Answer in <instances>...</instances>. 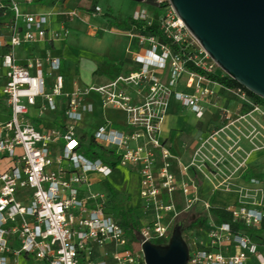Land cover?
Masks as SVG:
<instances>
[{
  "label": "built area",
  "instance_id": "built-area-1",
  "mask_svg": "<svg viewBox=\"0 0 264 264\" xmlns=\"http://www.w3.org/2000/svg\"><path fill=\"white\" fill-rule=\"evenodd\" d=\"M8 1L0 2V11L13 15L0 33V163L8 161L0 170V264H145L141 243H167V219L176 221L198 200L193 176L198 165L184 162L162 138L161 124L173 101L201 117L200 103L215 93L210 86L223 88L188 65L212 74L215 64L204 62L209 59L204 51L200 59L187 53L191 35L170 5L158 19L168 42L136 28L153 22L152 13L141 9L130 18L135 34L129 36L139 43L131 52L135 69L105 84L67 91L60 59L30 54L20 63L15 52L65 40L67 30L51 31L45 15L24 13L17 2ZM101 12L95 7V13ZM182 83L191 94L177 88ZM223 90L248 97L241 88ZM91 96L96 103H87ZM98 108L121 114L125 123L115 128L105 122L90 135L81 134L80 125ZM255 110L264 114L262 107ZM44 115L60 121L46 127ZM117 167L139 178L146 221L140 222L134 250L127 249L130 239L111 195L87 192L89 175L108 179ZM257 182L264 187V179ZM178 196L186 201L183 210L176 205ZM224 209L231 222L210 220L203 241L185 235L187 264H264V197Z\"/></svg>",
  "mask_w": 264,
  "mask_h": 264
},
{
  "label": "rangeland",
  "instance_id": "rangeland-1",
  "mask_svg": "<svg viewBox=\"0 0 264 264\" xmlns=\"http://www.w3.org/2000/svg\"><path fill=\"white\" fill-rule=\"evenodd\" d=\"M95 2L102 11L100 17H93L91 20L92 25L97 27L96 31L91 35L85 31L79 33L67 31L68 35L62 43L64 49L60 56L66 63V75L71 89H75L72 84L74 81H76L75 85L81 88L95 83L101 84L95 72L102 61L123 63L122 67L126 71L135 69V65L130 61L131 52L139 47V43L129 36V34H135V30L125 32L112 26L114 21L130 19L135 11L144 9L153 13L154 10L145 4L128 0H96ZM167 3L168 0H163L162 9L167 7ZM5 25V22L0 21V33L5 29ZM187 42L189 43L187 53H194L199 59L204 56L203 50L192 36L187 37ZM204 62L209 64L212 60L209 58ZM221 72L215 65L214 73L221 74ZM177 88L191 94V90L185 89L183 83ZM210 88H213L215 93L204 97L200 103L201 117L197 118L189 107H181L177 104L178 106H174L175 109L168 111V116L162 124L161 134L163 139L168 138L169 131L172 130L169 140L173 139L172 149L178 155H183L184 162L195 160L198 165V173L193 175L198 184V200L187 211L181 212L176 221L167 219V222H171L169 230L172 231L177 221H183L189 225L206 217L207 222L202 228L184 231V237L185 235L193 236L197 242L203 241L211 228L210 220L215 221L207 215L210 206L218 205V201L223 200V203L217 207L226 208L234 206L238 201L253 202L264 197V187L257 182L264 179V114L261 110H255L256 107L262 106L257 105L250 97L242 100L226 90L217 91L218 88L213 86ZM86 101L87 103L97 102L93 96ZM104 115L113 121L123 120L121 114L111 110L105 111ZM53 116L44 115L41 118L43 125L51 128L54 123L57 124L60 120L56 119L58 122H53L55 119ZM97 121L96 115L90 114L87 116V122L80 125V129L88 134L93 133ZM182 131L186 133H181ZM80 133L85 132L80 131ZM7 163V160L2 161L0 170L5 169ZM117 169V172L108 179L96 177V182L92 183L89 177L91 186L87 192L109 193V188L115 185V180L122 173L127 172L128 182L125 188L122 190L113 188L120 195L129 198L126 207L135 209L140 222H145L137 174H129L130 171L122 167ZM192 170L195 171V169ZM219 193L226 195L227 199H220ZM175 200L180 209L187 207L183 197L178 196ZM137 244V238L130 239L127 249L134 250ZM138 251H141L140 246Z\"/></svg>",
  "mask_w": 264,
  "mask_h": 264
},
{
  "label": "water",
  "instance_id": "water-1",
  "mask_svg": "<svg viewBox=\"0 0 264 264\" xmlns=\"http://www.w3.org/2000/svg\"><path fill=\"white\" fill-rule=\"evenodd\" d=\"M158 8L157 0H128ZM175 15L212 62L264 100V0H168ZM185 223L177 221L167 243H141L145 264H187Z\"/></svg>",
  "mask_w": 264,
  "mask_h": 264
},
{
  "label": "crops",
  "instance_id": "crops-1",
  "mask_svg": "<svg viewBox=\"0 0 264 264\" xmlns=\"http://www.w3.org/2000/svg\"><path fill=\"white\" fill-rule=\"evenodd\" d=\"M14 1L17 2L19 6H22L21 10L24 13L34 14V15H45L49 21V29L51 31H60L62 28H64L67 31H69V33L71 31L72 32L76 31L77 33L85 31L88 35H91L97 29L96 26L94 27V25H92V22H91L92 18L101 16V14L95 13V7L97 6L99 7V5L95 2L96 0H14ZM0 2L4 4H9L8 0H0ZM72 13H74L75 15H72ZM12 18H13V15L9 10H6L5 12L0 11V21L5 22L6 25ZM98 24H101V22H98ZM4 30H2L1 32H3ZM63 41L64 40L55 41L54 43H46V44L36 43L32 45H25L21 49H16L15 52H16V57L19 59L20 63H25L27 58L30 56V54L43 57V58L46 56H51V57L60 59L61 60V73L64 76L65 88L67 91H70L72 89L69 88L70 82H69L68 76L66 75V63L60 56V54L63 52V49H64L62 45ZM122 64L123 63L117 64V65L122 66ZM125 71L126 70H124V72ZM98 80L101 81L100 82L101 84H105L109 81L108 78L103 77V76H99ZM72 84L74 85V87L81 88L75 85L76 81H74ZM177 104H178L177 102L173 101L170 105L169 110H171L172 108L175 109L174 106H178ZM105 111L107 110L102 111L99 108L95 111L94 114L96 115L97 120H98L96 122L95 128H97L99 125L105 122L111 123L112 127H115V128H120L125 123L123 116H122L123 120L113 121L108 116L104 115ZM162 124H161V134L163 131ZM83 132L86 133V131H83ZM91 133L89 134L86 133V134L90 135ZM171 133H172V130L169 131L170 137L168 138L165 137L164 139H167L169 141L171 138ZM181 133H186V132L182 131ZM172 141L173 139L169 142L172 143ZM179 149L182 151L181 147H179ZM117 170H118L117 168L114 169V171L112 172L110 176L115 174ZM129 174H132V172H130ZM126 176H128L127 172L122 173L121 176L115 180V185H113V187L116 188L117 190L124 189L126 186V183L128 182V180H126L127 178ZM89 177L92 179V183H93V182H96L95 181L97 179L96 177H101V176L98 174H91L89 175ZM138 182H139V178H138ZM215 206H219V204Z\"/></svg>",
  "mask_w": 264,
  "mask_h": 264
},
{
  "label": "trees",
  "instance_id": "trees-1",
  "mask_svg": "<svg viewBox=\"0 0 264 264\" xmlns=\"http://www.w3.org/2000/svg\"><path fill=\"white\" fill-rule=\"evenodd\" d=\"M169 4L167 3V6ZM164 5H160L158 8L153 10V22L150 26L141 28V24H138L136 28L142 32L144 35H159L162 42H168L161 34L159 30V24L158 19L160 15L162 14V8ZM135 25V23L131 20H125V21H114L113 26L116 29L123 30V31H130L132 27ZM174 47V46H173ZM188 69L192 72H195L197 74L206 76L208 80H210L213 83H216L220 85L223 89H237L241 88L243 89L247 96L253 99V101L262 107H264V100L251 94L246 89L241 87L238 83H236L233 79H231L229 76L221 72V74H215V73H206L205 71L194 67L193 65H188ZM124 72L123 67L120 65H117L113 62L109 61H102L96 69V74L98 76H103L108 78L109 80H113L116 77H118L120 74ZM225 123H228L225 121ZM92 145V142H91ZM109 194L112 198V208L116 215L121 219L123 228L125 230V233L129 239L137 238L139 235L140 229H141V223L139 216L137 215V212L135 209L127 208L126 203L129 201L128 197H125L123 195H120V193L117 192L116 189L113 187L109 188ZM114 198V199H113ZM207 215L217 221L220 222H231V214L226 211L222 207L217 206H210L207 210ZM207 222V218H201L198 219L191 224L185 223V229L191 230L195 228H202ZM261 229L264 231V221L262 223ZM185 239L187 240L186 236ZM155 244H162L165 243V241H154Z\"/></svg>",
  "mask_w": 264,
  "mask_h": 264
},
{
  "label": "bare ground",
  "instance_id": "bare-ground-1",
  "mask_svg": "<svg viewBox=\"0 0 264 264\" xmlns=\"http://www.w3.org/2000/svg\"><path fill=\"white\" fill-rule=\"evenodd\" d=\"M218 197L220 198V199H227V196L226 195H224L223 193H219L218 194ZM223 203V200H219L218 201V204H222Z\"/></svg>",
  "mask_w": 264,
  "mask_h": 264
}]
</instances>
